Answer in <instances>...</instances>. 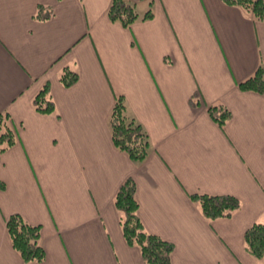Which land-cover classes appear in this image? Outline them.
Wrapping results in <instances>:
<instances>
[{
	"label": "crops",
	"instance_id": "1",
	"mask_svg": "<svg viewBox=\"0 0 264 264\" xmlns=\"http://www.w3.org/2000/svg\"><path fill=\"white\" fill-rule=\"evenodd\" d=\"M110 1L0 0V112L16 134L0 152V264H22L5 228L13 213L40 225V264H145L113 205L128 176L145 229L174 245L171 264H264L243 243L264 223V95L237 86L264 63V21L224 0H130L139 17L123 28ZM38 4L51 18H33ZM72 64L66 88L58 74ZM45 82L59 119L32 106ZM118 95L148 135L142 162L113 145ZM217 103L231 112L223 129L206 111ZM187 193L241 207L208 222Z\"/></svg>",
	"mask_w": 264,
	"mask_h": 264
},
{
	"label": "trees",
	"instance_id": "2",
	"mask_svg": "<svg viewBox=\"0 0 264 264\" xmlns=\"http://www.w3.org/2000/svg\"><path fill=\"white\" fill-rule=\"evenodd\" d=\"M81 3L83 0H79ZM226 4L240 7L254 20L264 21V0H224ZM50 7L38 4L33 18L45 21L51 18ZM110 21L119 23L123 28H130L139 15L130 0H111L107 9ZM153 16L147 9L141 19ZM58 80L63 87H70L78 80V72L74 64L64 66ZM243 92H254L264 95V63H260L252 74L237 83ZM34 110L40 114H52L59 119L55 103L51 97L50 85L45 82L32 98ZM191 106L200 103L198 93L189 99ZM208 116L223 129L231 118L230 110L223 104L206 106ZM109 129L113 145L124 152L133 162H142L148 155V135L142 126L126 112L122 95L115 96V102L109 115ZM16 134L11 125V117L7 110L0 112V152L13 146ZM136 184L132 177H126L118 186L113 205L117 211L120 229L128 246L139 250L141 260L145 264H171L174 249L172 242L148 232L139 215L138 202L135 197ZM189 200L197 207L202 217L208 222L220 218H229L240 207L238 198L228 194L187 193ZM5 228L11 246L19 254L22 264H40L45 252L40 242V225L26 222L20 214H10L5 219ZM245 251L255 260L264 258V223L255 222L243 233Z\"/></svg>",
	"mask_w": 264,
	"mask_h": 264
}]
</instances>
